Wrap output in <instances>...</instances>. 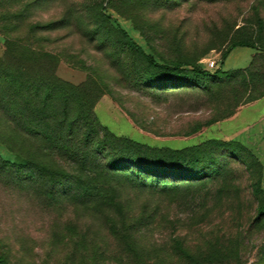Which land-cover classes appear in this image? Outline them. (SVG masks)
<instances>
[{
  "label": "rangeland",
  "instance_id": "rangeland-1",
  "mask_svg": "<svg viewBox=\"0 0 264 264\" xmlns=\"http://www.w3.org/2000/svg\"><path fill=\"white\" fill-rule=\"evenodd\" d=\"M102 6L159 61L212 71L233 41L264 47V0H0V78L24 109L12 122L0 103V159L38 161L93 191L48 197L50 183L0 168V255L264 264V51L237 47L222 64L228 78L168 88ZM125 153L194 178L142 186L107 169Z\"/></svg>",
  "mask_w": 264,
  "mask_h": 264
},
{
  "label": "trees",
  "instance_id": "trees-1",
  "mask_svg": "<svg viewBox=\"0 0 264 264\" xmlns=\"http://www.w3.org/2000/svg\"><path fill=\"white\" fill-rule=\"evenodd\" d=\"M105 10L106 8L102 6L101 11L103 15L109 18L105 14ZM109 20L116 27L120 39L128 46L133 48V50L142 58V60L159 74L164 82V85L168 88L202 87L205 82L214 77L225 76L228 78L233 74V72L230 70H223L222 64L230 51L237 47H248L264 51V47L258 46L252 41H233L222 53L220 66L212 71L210 69L203 68L198 64L185 61H159L152 54L146 52L144 48L136 42V40L128 33L126 29L122 27V25L116 19L109 18ZM6 80L7 78L4 74L2 78H0V103L4 107V112L7 116V119L13 122L24 112V109L20 108L19 105L15 103V95L11 89L9 81ZM44 130L45 129H43V131ZM124 140L127 143L136 145V147L143 145L131 138H124ZM100 146L104 147V143L100 144ZM181 150H184V148L170 149V151L174 153L180 152ZM109 157V164L106 165L108 170L115 173L128 171V173H130V175L134 177L135 180L142 186L164 187L170 181L173 183H178L179 181H187L194 178L187 171V169L182 166L175 167L171 171H166L162 166H157L155 162H151L149 160V164H144L141 159L127 153L120 154V156L110 154ZM144 158H147V156ZM145 160L146 159H144V161ZM0 168L9 174H18L16 176L18 181L36 179L37 181L50 183L52 190H44V194L48 197H52L56 193H60L62 195L66 194L78 198H87L88 196L92 195L93 192L92 187L84 182V178L80 177L78 182L73 181L71 175L68 172L61 169H51L40 162L33 161L31 159H26L24 162L19 163L0 159ZM198 173V177L206 176L204 171ZM23 175H25L26 178H21ZM263 211L264 203L260 209V212ZM0 264L11 263H9V261L4 256L0 255Z\"/></svg>",
  "mask_w": 264,
  "mask_h": 264
},
{
  "label": "crops",
  "instance_id": "crops-1",
  "mask_svg": "<svg viewBox=\"0 0 264 264\" xmlns=\"http://www.w3.org/2000/svg\"><path fill=\"white\" fill-rule=\"evenodd\" d=\"M251 107H253V106H249V108H251ZM245 109H246V108H244V109L241 110V111L243 112V111H245ZM239 113H240V112H239ZM237 115H238V114H235L234 118H235ZM257 118H259V117H257ZM253 121H255V119H254Z\"/></svg>",
  "mask_w": 264,
  "mask_h": 264
}]
</instances>
